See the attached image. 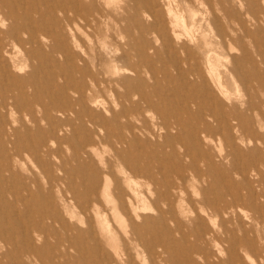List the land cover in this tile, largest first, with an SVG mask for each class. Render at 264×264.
<instances>
[{
    "label": "rangeland",
    "instance_id": "374dc122",
    "mask_svg": "<svg viewBox=\"0 0 264 264\" xmlns=\"http://www.w3.org/2000/svg\"><path fill=\"white\" fill-rule=\"evenodd\" d=\"M136 1L82 0L76 8L72 6L74 0H61L67 7L63 9L66 14L56 11L57 24L48 19L33 51L32 47L26 51L8 47L18 64L26 65L20 75H29L31 66L37 65L46 86L41 90V96L47 94L42 97L43 106L35 104L31 114L37 124L44 130L52 124L64 130L47 136L45 150H21L16 158L11 151L5 163L0 159L2 165L6 164L4 168L11 166L10 171L3 172L9 191L6 207L0 204V212L3 208L6 212L4 224L0 214V264H264V143L243 137L233 121L220 123L222 110L217 101L223 100L226 106L234 101L237 110L246 113V134L252 126L264 132V121L249 119L253 114L256 117L255 108L264 109V89L259 85L264 81V0H220L233 15V24L221 17L223 28L228 33L235 29L234 42L242 39V44L235 42L238 49L223 47L212 31L213 25L204 20L192 26L193 34L212 41L210 61L226 77L230 93L220 94L211 82L210 87L216 89L212 91L213 98L200 92L203 85L188 82V99H167L162 95L163 102L158 104L161 115L155 108L148 111L140 102V119L132 115L131 121L121 119L120 129L117 123L109 125V118L122 108L129 113L133 104L127 101L121 105L116 93L137 88L159 102L147 67L163 70L161 58L168 52L160 41L155 16L150 19L143 5L136 7ZM209 3L161 0L156 13L164 16L162 9L176 8L178 17L190 27V8L201 12L197 13L201 17L212 5L218 7L216 0ZM253 12L259 22H255ZM51 32L53 38L48 36ZM179 44L181 41L176 40L175 46ZM201 49L196 61L206 69L208 52ZM66 52L71 61H67ZM233 55L239 58L236 64L243 74L254 77L250 84L226 75L225 65L230 68ZM127 64L134 73L126 70ZM50 72H54V84L58 81L60 86L67 85L71 94L62 95L58 87L49 84ZM184 80L191 81L187 77ZM158 84L162 91L179 87ZM75 88L85 91L81 98L75 95ZM50 93L56 96L50 99ZM28 95L32 101V89ZM71 95L74 96L69 98ZM133 99L138 102V98ZM60 106L70 111H58ZM47 108L52 117L45 118ZM30 122L28 119L26 128L32 135L23 132L21 136L25 146L30 137L35 143L42 135L35 133V122ZM159 124L166 128L161 129ZM132 130L137 132L139 144V150L134 151L137 158L131 161L139 172L134 178L126 174L125 165L130 162L126 154L133 153L125 152L121 158L118 151L124 146L115 141L118 136L133 138ZM166 130H171L172 135L165 136ZM124 149L127 151L126 146ZM188 165L192 168L188 169ZM228 207L232 210L224 213L222 210ZM250 217L262 220L263 229ZM243 242L251 244L250 248H245Z\"/></svg>",
    "mask_w": 264,
    "mask_h": 264
},
{
    "label": "bare ground",
    "instance_id": "6f19581e",
    "mask_svg": "<svg viewBox=\"0 0 264 264\" xmlns=\"http://www.w3.org/2000/svg\"><path fill=\"white\" fill-rule=\"evenodd\" d=\"M60 1L61 0H0V152L3 153L2 158H0L1 162H4L5 159H7L6 158L7 153L11 152V151L13 152V155L16 158L17 156H20V153H21L20 151L21 150H24L26 153H29L28 151L31 150L32 148H34V151H36V152H39L41 150H45L48 147V145H46L47 136H50V135H53V134H58L59 131L61 132V131L64 130L62 126H60V128L57 129L53 124L51 126H49L46 130H44V128L42 126H40V124H37L35 116L31 115V114L33 112L35 104L37 106L41 105L42 101L44 100L42 98L44 95L41 96V94H42L41 90L43 88H46V86H44V84H42V80L40 79V77L38 75L39 69H38L37 65L36 66L35 65L31 66L32 71L30 72L29 75H26V76L20 75V73H22L20 71H23V70H21V68L25 67L26 65L21 67L18 64V62L16 61L17 58L11 53V51L8 50V47L11 48V47H14V46L16 47L17 46L18 48L22 49V51L23 50L26 51V48L28 49V47H30V48L32 47V51H33L35 45L38 44L40 42V40L42 39L41 38L42 34L40 32L41 31L44 32L46 30L48 19L51 22H55L56 23V21H57L56 20V16H55L56 11L58 9L60 11H63V9H67L66 5L61 3ZM74 1L75 2L72 3V6H74L76 8H79L82 0H74ZM246 1H249V0H246ZM160 3H161V0H138V2L136 1V3H135L136 7L139 4L143 5V7H145L146 12L148 13L146 15L147 16L149 15L148 16L149 18H150V16L151 17L155 16V18H154L155 21L154 22L156 23V29H158V34L160 35L159 36L160 37V41L163 42L162 45L165 48H167V50H168L167 55L165 56V58H161V61L163 62V63L162 62L161 63L164 65V66H162V67H164L163 68L164 71L163 70H159L156 66H150L149 65L147 67L148 73L150 74L152 79L155 81L154 82V89L156 88V96H158L159 102H157L153 98H150V96L148 97L147 95L142 93L140 91V89H137V88H132V89H129V90H125V91H123V93H116L115 92L117 94L119 103L121 105H123L124 103H126L128 101L129 103H132L133 106H132V109H131V111L129 113L127 112L128 110L123 109V108L120 109L117 113L113 112V116L111 118L108 117L109 118V125L117 123L118 127L121 129V126H120L121 119H125L126 121H131L130 120V115L135 117V120H139L140 116L142 114L141 112H139L140 102H143L145 104V106L147 107L148 111L154 110V108H155L156 109L155 112L157 113V115H161L162 112H161L160 106H158V104L163 102V99H162L163 96H165L167 99H169V98H171V99H176V98L177 99L178 98L188 99L189 98V96H188L189 88L187 87L188 86V82L192 83V85H193V83L195 85H198V84L203 85V89H201L200 92L201 93H207L208 95H210L213 98H215V97L212 94L213 93L212 91H215L216 89L222 95H227L228 93H230L229 89H228V84H227L226 77L222 74L221 70L218 68V65L217 64H213L210 61V55H211V51H212V49H210V46L212 45V41H210L208 38H206V37H204L202 35L196 36L195 34H193L192 33V26H195L196 24H198L199 21H203V20L206 21L208 24L213 25V28L212 27L211 28H212L213 33H215V37L219 40V43L223 47L226 46V47L229 48V50L232 51V50L235 49V46H236L235 42H237V45H239L238 43L242 44V39L237 37L238 39L234 42L233 41V34L234 33H232V32L235 29H232V31H230L228 33L223 28V24L221 22V19H222L221 17L227 18L233 24L232 18H231L233 15L231 14V11L227 7L224 8V6H222L223 4L220 3V0H216V4L218 5V7L212 5L208 9V11H206V14L203 13L201 15V17H198L201 12L199 13L196 10H194L193 8H190L189 19L191 20V26L189 27L186 24L184 19H180L178 17L177 12L175 11V9H176L175 7H174L175 9H173L172 7H168L167 6L166 9L164 8L165 10L162 9V12L165 11V15L164 16H160L159 11H158V13H156L158 7L162 6ZM206 3L210 4L209 0H206ZM85 6H87V5H85ZM44 7H46V8L43 11L42 8H44ZM86 8H88V7H86ZM137 11H138V9H137ZM248 12L251 13L250 10H248ZM197 13H199V14L197 15ZM36 14L39 15L38 19H36ZM252 16H253L255 22H259V19L255 15L254 12L252 13ZM95 18L96 17H94V18L92 17V19H95ZM67 19H69V17ZM132 20H134V19H132ZM62 21H65V20H62ZM62 21H60V23ZM87 22H88V20H87ZM224 22H225V20H224ZM62 23H64V22H62ZM65 23H67V22H65ZM56 24H55V26H56ZM64 24H61V25H64ZM201 24H202V22H201ZM70 25H71V23H70ZM87 25H89V24H87ZM239 25H241V24H239ZM234 26L235 25H233V27ZM53 28H54V26H53ZM241 28H242L243 31L246 30L244 26H241ZM228 29H230V28H228ZM203 32H205V31H203ZM253 32H255V31H253ZM48 36L53 38L54 34L51 32ZM48 36H45V37H48ZM252 36H254V35H252ZM57 38H59V37H57ZM67 39H69V38L67 37ZM57 40H59V39H57ZM57 40H56V42H57ZM65 40H64V42H65ZM176 40L177 41H181V44H179L177 47L175 46V41ZM60 41H59V43L63 42V41H61V42ZM50 46L52 47V45H50ZM63 48H65V47H63ZM201 48L207 49V52H208V55H207V57H208L207 60L208 61L206 63L207 64L206 69H203V66L201 64H198V62L196 61L197 58L199 59V56H200L199 53L202 50ZM236 48H237V46H236ZM57 49H58V47H57ZM19 50H17V52H19ZM15 51H16V49H15ZM39 52H41V51H39ZM66 54H67V57H66L67 61H71L70 60L71 59V55L68 52H66ZM81 54H83V53H81ZM79 58H82V57L80 56ZM64 59H65V57H64ZM86 59H87V57H86ZM238 59L239 58L237 57V55H233L232 56V61H233L232 65L230 66V68H229V66L225 65V70L224 71H225L226 75L231 77L232 80L233 79H239L240 81H242V83L244 85H246V84L248 85V83L249 84L251 83V78H254V77L252 76V74L250 76H245V74H243V70L236 64ZM81 61H82V59H81ZM126 63H128V62H126ZM58 64H57V67H59ZM81 64H79V65H81ZM38 65H39V63H38ZM75 66H77V65H75ZM140 67H138V68H140ZM162 67L160 66L161 69H162ZM80 68H81V66L79 67V69ZM53 70H54V68H53ZM126 70L128 72L129 71L133 72V73L135 72V70L133 68H130V66ZM173 70L176 71V74L173 73ZM49 71H51V70H49ZM92 73H93V70H92ZM159 73H162V75L160 76ZM51 74H54V72H52V73L50 72L49 73L50 78H48V82H49V84H54V79H53L54 75L52 76ZM60 76H63V75L61 74ZM186 77L189 78L191 81L184 80V78H186ZM249 77H250V79H249ZM81 79L79 78V80H81ZM75 80H78V79H75ZM96 80H97V78H96ZM139 80H141V79H139ZM78 81H77V83H78ZM161 82H163L164 84L171 83L173 85H178L179 87L170 88V89L167 88V90L162 91L161 90V86H159V84H158V83H161ZM211 82L213 83V86L216 87V89L213 88V87H210ZM55 83L56 84H54V86L56 88L58 87L57 88L58 91H62V92H60V93H62V95L66 94V93L71 94L69 91L66 90V88L68 87L67 85H66V87L65 86H60V85L57 84L58 81H55ZM82 84H83V82H82ZM85 84H84V86H85ZM76 85L78 87V84H76ZM195 85H193V86H195ZM259 85H260L261 88L264 89V81H261V84H259ZM54 86H53V89H54ZM9 87H11V89H9ZM80 87H81V85H80ZM31 89L33 91V95H32V101H29L28 100V96H29L28 95V91H31ZM72 90H74V93H75L76 96H78V98H81L83 96L84 92H85L84 90H79L78 88H77V90H76V88L72 89ZM169 90L171 91V93L170 92L168 93ZM88 92H90V91H88ZM185 92H187V93H185ZM98 95H100V94H98ZM49 96H51L50 99H52L56 95L54 93L53 94L50 93ZM67 96H68V94H67ZM72 96H74V95L69 96V98L72 97ZM134 97L136 99L138 98V102H137V100L133 99ZM22 98L27 100V101L22 100ZM98 98H101V97H98ZM84 99H86V98L84 97ZM84 99H82V100H84ZM51 101H49V102H51ZM217 101H218V104L220 105L219 107L222 110L220 115H219V117H218V120H219L220 123H222L223 121H225V122L233 121L234 123H236L235 124L236 125V129L239 132H242L241 135L243 137H246L250 141H252V140H254L256 138L255 140H258L259 142L264 143V140H262L264 138V132L259 133V132L255 131L254 126H252V128H251L249 133H247V134L245 133L244 130L246 129V125H244V121H245V118H246V113H243V112H240L239 110H237L238 106H237V104L234 101H231L228 106H226V104L221 99H220V101L217 99ZM97 102H99V101H97ZM31 103H33V104H31ZM81 103H82V101H81ZM81 103H80V105H81ZM70 104H68L69 108H70V106H72ZM262 104L264 105V100L262 101ZM93 105H94V103H93ZM41 106H43V105H41ZM101 106H104V105H101ZM183 106H185V105H183ZM224 106H226L227 108L226 107L224 108ZM48 107H49V105H48ZM81 107H82V105H81ZM69 108H67L65 106H63L61 108V106H60V109H58V111L61 110V112L66 113V112L70 111ZM87 108H88V104H87ZM87 108H84V109L86 110ZM255 109L257 110L256 117L254 118L253 116H255V114H253V116H252L253 118L250 116L249 119L250 120L259 119L260 120L259 122L264 121V109H263V107L261 109L259 107L255 108ZM55 110H57V108ZM40 111H41V109H40ZM77 111H78V109H77ZM82 111H80V112H82ZM105 111H107V109ZM16 113H18L20 115V117L15 118ZM50 113H51V110L49 108L44 109L45 118L47 116H49ZM92 114H94V113H92ZM94 115H96V114H94ZM29 116H31L30 117L31 119L29 118ZM71 116H73V115H71ZM81 116H82V114H81ZM91 116H93V115H91ZM99 116L101 117V115H99ZM78 118H81V117H78ZM102 118L105 119V121L107 119V118H104V117H102ZM28 119L31 122L32 121L35 122V126H36L35 130H34V131H36L35 133H39L40 132L42 135L39 137V139L35 143H32V140H30L31 139V137H30L28 139L29 140V145L27 144L25 146L24 144L21 143V141H22L21 140V136H22L23 132H27L28 134L31 133L26 128V126L28 125L27 124V120ZM69 120H70V118H69ZM71 120H72V118H71ZM63 121L65 122L67 120H65V118H64ZM99 121H100V119H99ZM107 123H108V121H107ZM205 123L207 124L206 121H205ZM159 127L161 129H165L166 128L164 126V124H159ZM170 127H171V125H169V128ZM240 129H242V130H240ZM65 132H66V130H65ZM149 133H152V132L149 131ZM30 135H32V133ZM136 135H137V132H133V130H132L133 138L127 139L126 137L118 136L116 138V140H115L117 143H120L122 146H124V147L126 146L127 147V151H125V149L123 150L124 147L118 151V154H120V156H121V154H125V152L126 153H129V152L133 153L130 156H128L126 154V157L128 158V160L130 162L129 163H125V165H126V174H129V177L131 176V178H134V176H137L139 174L136 165L131 162L132 159L137 158V155L134 153V151L137 150V149L139 150V144L136 141ZM170 135H172L171 130H166L165 136H170ZM9 146H10V148H8ZM121 158H122V156H121ZM1 162H0V204L3 205V207H6V206H4V203H5V199L7 197V194H8L9 190H8V188H6L8 180H7L6 177H4L3 172L5 170L10 171L11 166L7 165V167L4 168V166L6 164L2 165ZM187 167H188V169H191L192 165H188ZM58 168H59V166H58ZM48 172H49V170L48 171L46 170V173H48ZM180 179H182L180 181H183V178H180ZM178 184H179L178 186H180V184H182V182L178 183ZM25 187L23 189H26ZM182 187H183V185H182ZM90 194H92V193L90 192ZM33 197H34V195H33ZM23 199L27 200L26 198H23ZM17 200H18V198H17ZM156 206L158 208L160 207L159 204H156ZM230 209L232 210V207H228L226 209H223L222 211L224 213H229ZM240 210L242 211L241 207H240ZM56 213H57V211H56ZM0 214H1V217H2V223L4 224V220H5V217H6V212H5L4 208L2 209ZM51 218H52V216H51ZM250 219L253 220L257 224V226H261V228L263 229V225H262L263 221L262 220H260L258 217H250ZM54 220H55V218H54ZM32 228H30V229L32 230ZM259 231L260 230H258L257 232H259ZM260 232H259V235H260ZM4 236H6V235H4ZM3 240L5 241V238ZM8 241H10V240H8ZM242 245L245 248H248V247L250 248V246H251V244H249L247 242H243Z\"/></svg>",
    "mask_w": 264,
    "mask_h": 264
}]
</instances>
